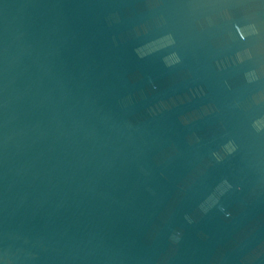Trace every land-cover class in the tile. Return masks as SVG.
Wrapping results in <instances>:
<instances>
[{"label":"water","instance_id":"water-1","mask_svg":"<svg viewBox=\"0 0 264 264\" xmlns=\"http://www.w3.org/2000/svg\"><path fill=\"white\" fill-rule=\"evenodd\" d=\"M0 264H264V0H0Z\"/></svg>","mask_w":264,"mask_h":264}]
</instances>
